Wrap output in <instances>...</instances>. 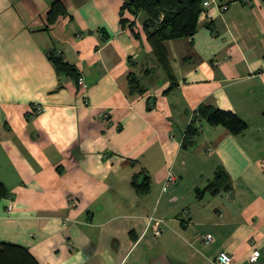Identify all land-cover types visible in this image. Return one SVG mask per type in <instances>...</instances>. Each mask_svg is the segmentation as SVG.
<instances>
[{
    "label": "crops",
    "instance_id": "obj_1",
    "mask_svg": "<svg viewBox=\"0 0 264 264\" xmlns=\"http://www.w3.org/2000/svg\"><path fill=\"white\" fill-rule=\"evenodd\" d=\"M62 1L50 21L52 0H0V239L39 264H216L219 250L264 264V0H211L192 35L165 39L173 84L143 12ZM200 103L247 127L202 121L183 145ZM169 168L177 182L162 190Z\"/></svg>",
    "mask_w": 264,
    "mask_h": 264
},
{
    "label": "trees",
    "instance_id": "obj_2",
    "mask_svg": "<svg viewBox=\"0 0 264 264\" xmlns=\"http://www.w3.org/2000/svg\"><path fill=\"white\" fill-rule=\"evenodd\" d=\"M123 9L129 10L135 15L143 12L142 24L146 32V39L152 47L158 62L172 80V84L175 83L164 40L189 36L195 32L199 16L204 11L202 0H125L122 5ZM65 11V4L62 0H52L48 10V20L54 21L59 14ZM122 20L125 19L122 18ZM50 58L58 71L78 75L76 67L61 56L52 53ZM128 79L131 90H143V87H141L138 79L133 74L130 73ZM202 121L212 125L221 124L234 134L242 132L247 127L246 120L234 110L200 103L192 112L184 132L183 145L192 143V136L201 130ZM224 176L223 168L219 167L214 178L208 183L207 188L212 191L217 190L222 181L224 180L225 182ZM132 183L139 192H145L149 188V180L146 177L139 181L134 176ZM224 186H226V183ZM0 264L39 263L26 246L0 239Z\"/></svg>",
    "mask_w": 264,
    "mask_h": 264
},
{
    "label": "built area",
    "instance_id": "obj_3",
    "mask_svg": "<svg viewBox=\"0 0 264 264\" xmlns=\"http://www.w3.org/2000/svg\"><path fill=\"white\" fill-rule=\"evenodd\" d=\"M243 1L246 2L247 4H251V2H252V0H243ZM210 4H211V0H202V6H203L204 10L207 11V8L210 6ZM218 6L221 8H225L226 3H222ZM77 81L80 85H85V81H84L82 75L78 76ZM36 109L39 110V107L37 106ZM176 182H177V175L175 174V172L171 168H169L165 174L161 188H162V190H167L169 187L176 184ZM10 208H11V205L8 204L7 209L9 210ZM202 238L205 241H210V240H212V234L211 233H205L204 235H202ZM258 254H259V250L254 249L248 255V259L250 261H254V260H256ZM231 260H232L231 255L225 250H219L217 252V254L215 255V258H214V262L216 264H230Z\"/></svg>",
    "mask_w": 264,
    "mask_h": 264
}]
</instances>
